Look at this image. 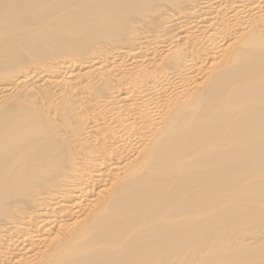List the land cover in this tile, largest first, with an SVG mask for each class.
<instances>
[{"label":"bare ground","instance_id":"obj_1","mask_svg":"<svg viewBox=\"0 0 264 264\" xmlns=\"http://www.w3.org/2000/svg\"><path fill=\"white\" fill-rule=\"evenodd\" d=\"M0 264H264V0H0Z\"/></svg>","mask_w":264,"mask_h":264}]
</instances>
